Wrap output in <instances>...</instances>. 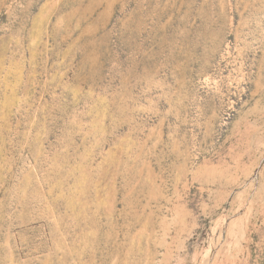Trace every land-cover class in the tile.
<instances>
[{"label": "rangeland", "instance_id": "374dc122", "mask_svg": "<svg viewBox=\"0 0 264 264\" xmlns=\"http://www.w3.org/2000/svg\"><path fill=\"white\" fill-rule=\"evenodd\" d=\"M0 264H264V0H0Z\"/></svg>", "mask_w": 264, "mask_h": 264}]
</instances>
